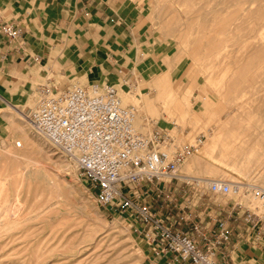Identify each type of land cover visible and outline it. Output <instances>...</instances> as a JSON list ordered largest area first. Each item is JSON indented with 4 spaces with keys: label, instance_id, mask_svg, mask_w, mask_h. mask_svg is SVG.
<instances>
[{
    "label": "rangeland",
    "instance_id": "1",
    "mask_svg": "<svg viewBox=\"0 0 264 264\" xmlns=\"http://www.w3.org/2000/svg\"><path fill=\"white\" fill-rule=\"evenodd\" d=\"M152 1L162 30L174 35L175 49L169 52L170 59H163L164 64L159 55L160 65L154 67L158 74L147 70L150 82L139 83L129 93L115 86L123 105L134 106L137 114L148 118L146 125L136 118L138 133L148 136L154 128H160L177 146L194 144L202 136L188 158L200 156L214 174L195 171L192 175L258 184L253 182L255 170L241 175L202 156L201 151L211 129L225 122L227 116L239 113L241 103L250 101L254 86L259 88L256 96L264 99V86L259 87L258 78L264 73V0ZM250 1L251 14L256 12L252 17L244 11ZM254 59L259 64H254ZM247 63L253 67L243 68ZM239 71H243L242 76H238ZM252 76L254 82L247 86L246 78ZM233 78L235 82L238 79L235 85L229 83ZM246 88L241 96L239 91ZM137 89L147 100L146 111L141 110L142 100L127 98ZM36 100L22 110L10 111L8 132L0 137V181L5 190L0 199V264H180L168 254L155 256L151 252L133 232L134 217L97 206L74 163L26 122ZM176 104L183 108L177 110ZM256 124H264V116ZM261 138L257 136L263 146L252 150L264 152ZM16 142L21 146L16 147ZM189 184L181 186L185 191L190 187L195 190L191 207L201 196V200L209 199L214 204L232 202L253 208L248 193L238 197L212 195L204 183ZM248 233L251 238L253 233ZM242 235L235 247L223 252L226 263H232L226 254L230 252L233 264H264V238L253 248L244 241L247 234Z\"/></svg>",
    "mask_w": 264,
    "mask_h": 264
},
{
    "label": "built area",
    "instance_id": "2",
    "mask_svg": "<svg viewBox=\"0 0 264 264\" xmlns=\"http://www.w3.org/2000/svg\"><path fill=\"white\" fill-rule=\"evenodd\" d=\"M0 33L12 42L21 32L12 23H1ZM36 96L26 116L31 126L74 163L99 208L134 217L133 232L155 256L168 254L180 264H227L223 252L235 244L231 223L237 221L245 227L250 246L258 247L263 241L262 185L208 180L212 195L248 193L254 207L234 203L212 223L193 220L188 230L179 227L191 221L188 211L194 189L176 198L171 185L180 180L181 185H190L179 167L196 151L202 136L194 144L177 146L162 129L141 135L135 127L136 108L123 105L117 88L110 84L72 83L61 90L44 86ZM168 208L177 211L179 223Z\"/></svg>",
    "mask_w": 264,
    "mask_h": 264
},
{
    "label": "crops",
    "instance_id": "3",
    "mask_svg": "<svg viewBox=\"0 0 264 264\" xmlns=\"http://www.w3.org/2000/svg\"><path fill=\"white\" fill-rule=\"evenodd\" d=\"M155 9L152 0H0V24L12 23L21 32L12 42L0 33V137L8 132L10 111L36 100L41 87L98 83L129 93L150 82L147 70L158 74L159 55L164 64L175 49L174 35L162 30ZM171 189L176 198L185 191L178 184ZM231 204L199 197L189 206L191 221L179 227L186 231L193 220L212 223ZM168 210L179 223L177 211ZM231 228L236 244L244 226L237 221Z\"/></svg>",
    "mask_w": 264,
    "mask_h": 264
},
{
    "label": "bare ground",
    "instance_id": "4",
    "mask_svg": "<svg viewBox=\"0 0 264 264\" xmlns=\"http://www.w3.org/2000/svg\"><path fill=\"white\" fill-rule=\"evenodd\" d=\"M247 6L248 8H245L244 11L250 14L253 13V10L250 7L251 1L247 2ZM255 14L256 12L254 13V15ZM254 15L251 14V17ZM255 60L256 59H254V64H259L257 61L255 62ZM244 67H253V66H252V63L250 64L247 63L245 66H243V68ZM242 74H243V71L238 72V76L239 75L242 76ZM258 78H260L259 87L264 86V73L262 72V76L259 75ZM246 79L248 80V83H249L247 86H252L251 84L254 82L253 76L251 79L250 78H246ZM236 82L234 78L229 81V83L232 85L237 84ZM255 83H258V82H255ZM155 89H157V92H158L157 94L159 95L158 88L155 87ZM247 89L248 88H246V90L242 89L241 91H239V93L242 92L241 96H244L246 94V92L248 91ZM258 89L259 88L257 86H254L253 88L254 96L251 97L252 99L250 98L249 102L241 103L237 107V109L240 110L239 113L237 114L233 113L231 116H227V118L226 119L224 118L225 120H223L225 122L218 124L216 129H211L210 133L207 134L206 143L202 148L201 154L202 156H208L210 159L216 160L218 163H221L225 166H229L232 170H234L237 173H240L241 175L242 174L244 175V173L250 170L251 171L255 170L256 173L255 172L254 173L256 177H255V180H253V182L258 183L255 185L264 186V170H263L264 152L252 150L254 148H259L263 146V144L258 143L259 139H257V136L258 137L260 136V138L262 136V138L264 139V124H261V125L256 124V121H258L264 116L263 115L264 99H260L258 95L256 96V92L258 91ZM127 96H128L127 98L132 101L136 99L142 100L144 104L141 106V110L146 111L147 100L143 98V95L139 89H137L133 94H128ZM170 96L171 94L169 95V97ZM246 103H249L248 106H246ZM175 107H177L178 108L177 110H179L183 108V105L176 104ZM186 107L189 109L187 104H186ZM137 119H139V121L143 122V124L145 125L148 122L147 117H142L139 114H137ZM26 122L30 124L27 118H26ZM135 127H136V122H135ZM251 132H253L254 133L253 135H255L256 137H252V135L250 134ZM20 146H21V143H20ZM216 154L218 155V158H215ZM195 171L196 172L200 171L204 174L205 173L214 174V170L211 169L209 165H207V163H205L200 156H196V155H194L193 157H189V158L187 157L184 160V162L181 164V166L179 167V172L183 177H185V180L189 182H194L196 184H199V183L207 184L208 180L210 179L206 180L203 177H196L192 175L191 173ZM4 191H5L4 185L2 181H0V199H1V196L5 194ZM249 201L251 205L254 207V203L252 202L251 198L249 199ZM10 207L12 208V206Z\"/></svg>",
    "mask_w": 264,
    "mask_h": 264
}]
</instances>
